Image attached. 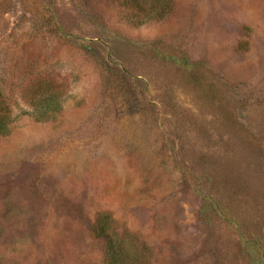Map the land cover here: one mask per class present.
Segmentation results:
<instances>
[{
  "label": "rangeland",
  "instance_id": "obj_1",
  "mask_svg": "<svg viewBox=\"0 0 264 264\" xmlns=\"http://www.w3.org/2000/svg\"><path fill=\"white\" fill-rule=\"evenodd\" d=\"M0 0V264H103L101 214L150 264H264V0ZM39 71L64 101L37 122Z\"/></svg>",
  "mask_w": 264,
  "mask_h": 264
},
{
  "label": "trees",
  "instance_id": "obj_2",
  "mask_svg": "<svg viewBox=\"0 0 264 264\" xmlns=\"http://www.w3.org/2000/svg\"><path fill=\"white\" fill-rule=\"evenodd\" d=\"M123 4L128 11L126 22L137 28L161 21L172 11V0H123ZM60 81L52 73L39 71L20 88L19 98L37 122L46 121L61 111L64 97ZM14 120L9 98L0 90V138L9 135ZM112 225L109 215L101 214L92 226L93 235L105 244L103 264H150L149 249L133 235L113 232Z\"/></svg>",
  "mask_w": 264,
  "mask_h": 264
}]
</instances>
